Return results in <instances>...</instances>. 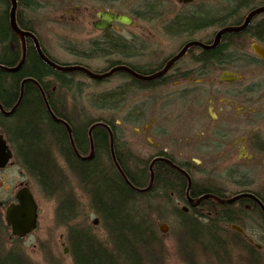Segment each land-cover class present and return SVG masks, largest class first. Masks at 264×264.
<instances>
[{
  "label": "flooded vegetation",
  "instance_id": "1",
  "mask_svg": "<svg viewBox=\"0 0 264 264\" xmlns=\"http://www.w3.org/2000/svg\"><path fill=\"white\" fill-rule=\"evenodd\" d=\"M16 3L18 28L33 34L50 58L43 37L69 39L66 47L61 46L66 53L55 54L61 65L89 67L103 62L105 72L123 66L148 77L162 72L190 43L202 44L207 49L188 48L164 75L154 80L132 78L144 82L147 90L174 86V92L163 94L156 110L163 113L159 124L152 119L142 128L107 120L95 125L97 121L86 113L82 99L69 100L68 96L55 94L52 70L40 81L32 77L10 81V91L17 87L15 100L7 104L0 92V136L11 155L0 168V264L13 258L27 264L29 259L21 245L41 226L34 184L39 182L43 187L45 182L27 166L17 137V110L27 84L41 100L48 122L56 124L65 135L66 146L55 139L50 126H41L43 133L54 138L48 152L51 162L60 165L57 155L60 151L68 171L59 175L65 187L63 201L71 204L63 209H79L85 202V196L78 197L66 185L75 177L78 190L88 192L94 199L93 208L98 210L94 184L83 180L85 173H74L71 168L91 163L109 165L111 173L118 175L129 190L144 197L166 192V197L174 200L180 217L174 230V252L167 255L164 249L163 255L173 259V264H264V59L253 48L259 45L264 49V11L252 15L264 9V0H16ZM12 10L13 0H0V18L8 28L7 36L20 40L12 28ZM123 17L130 23L117 20ZM54 25L60 31L53 29ZM227 29L235 31L224 32ZM219 36L217 46L211 49ZM153 38L186 40L177 52L161 61L156 55L162 50L150 41ZM111 40L117 44L111 45ZM25 42L35 49L34 39L26 37ZM216 49L222 51L207 55L206 61L199 59L202 53ZM148 55L155 56L147 61ZM61 56L66 60H61ZM188 57L193 59L189 67L180 66ZM250 67L254 69L251 71ZM65 81L68 86L80 84L73 77H66ZM5 87L4 80L0 81L1 91L6 92ZM95 106L99 109L100 103ZM174 114L175 124L170 125ZM134 131L136 135H144L150 148L142 158L130 154L127 147ZM136 160L148 165L149 171L148 181L140 186L119 168ZM168 175L174 182L162 184ZM27 191L37 205V227L21 237L14 234L7 217L11 206H18L19 196ZM43 191L48 194V190ZM209 195L212 197L202 199ZM81 228H71L66 239L64 235L61 237L62 245L69 244L64 252L70 249L72 257V245L77 240L72 234Z\"/></svg>",
  "mask_w": 264,
  "mask_h": 264
},
{
  "label": "rangeland",
  "instance_id": "2",
  "mask_svg": "<svg viewBox=\"0 0 264 264\" xmlns=\"http://www.w3.org/2000/svg\"><path fill=\"white\" fill-rule=\"evenodd\" d=\"M53 29L60 31V29L57 28L56 25L53 26ZM43 38L47 41L48 49L57 56H60L59 54L61 53L63 54L66 53L63 49H61V46L62 47L67 46V41L69 40L67 37L65 36L55 37V35H50L48 37L44 36ZM72 38L74 40H78L77 37H72ZM185 40H186L185 38L150 39V41H152L153 44L158 45L159 49L162 50L160 55H156L159 57L158 60L161 61L167 56L171 55L172 53L177 52L178 48L185 42ZM156 49L158 48L156 47ZM153 56L155 55H148L145 58L147 59V61H149L152 60L151 58ZM60 59L63 61L66 60V58L65 59L63 58V56H61ZM192 60L193 59H190V57H188L182 62L180 66H183L184 68L185 67L188 68L189 62H191ZM103 65H104L103 62L93 63V65H91L89 69L97 73L100 72L103 73L105 72V67ZM253 69L254 67H250L251 71ZM144 72H146L145 69ZM64 75L68 77V74L65 73ZM66 77L64 76L61 77V82L59 81L58 78L55 79L54 77H52L51 80L52 85L53 88H55V94L57 96L65 95L69 97V100L75 98L82 99L83 103H85L86 113H89L91 114V116H93L91 118L101 119L103 121L105 120L112 121L115 122L116 124L121 122V126L142 128L144 127V125L148 123V121L152 119L156 121V124H159V121L162 119L161 114L163 113L157 111H158V107H160L159 104L162 103L163 94L174 92V86L170 84L165 88H161V87L157 88L155 86L153 88H149L148 90L146 87L138 84L132 85V77H130L128 74L125 73H118L115 74L114 76H111L110 78L101 81H95L81 73L76 72L74 74L72 73V75L70 74L69 77H73L76 81H79L80 84L79 85L75 84L72 86H68L69 82L65 81ZM141 84L146 85L144 82H141ZM105 92H110L107 94L109 95L112 94L114 98L113 100L106 101L104 103L102 102V106L104 104L106 107H109L114 100L117 99L118 101L119 100L118 98L120 97L121 100L117 102V109L102 108V111L96 109L95 104L100 101L99 99L100 98L105 99L103 97L104 95L103 93ZM88 93H91V95L94 94V96L96 97L99 94H102V97L94 100V98L91 96L85 97V94ZM175 111L177 112V109ZM175 114L170 118L171 120L170 125L175 124L174 121ZM127 119H129L130 121H126ZM144 138L145 137L144 135H142V133L136 135L135 131L133 132L132 135H130L129 138L130 144L127 145V147L131 150L130 154L134 153L139 158H142L144 155V151L146 152L149 151L150 148L147 147L149 145ZM149 140L151 141V139ZM57 155L59 156V163H60L59 167H57L59 169V173L62 174V171H65V173H67L68 171L65 164L62 161L61 152L58 151ZM10 174L11 172L8 173V175ZM71 175L72 173H70V176ZM11 177L12 175L9 177V179H11ZM72 177L73 175L71 176V178ZM90 179H93V177H91L89 174L83 175V180L87 181V183ZM54 180L55 183L49 182L46 184L51 191L56 189V191L58 192L57 194L51 195L52 198H50L48 194L43 191L45 189L46 190L49 189H47L44 186L42 187L39 182L37 184L36 183L34 184V188L41 208L40 210L41 226H40V230L35 235L30 237V239H28V241L25 242V244L22 243L21 245V250H23V253L26 254L29 259L28 260L29 262H27V264H74V259L71 255L70 249L67 250V253L64 252V249L66 247L69 248V244L66 243L65 246L62 245L63 239H61V237L62 235H64V239H66L68 230L70 232V229L75 227H79V228L82 227L84 229H88L89 233L96 240L97 245L99 242H101L102 244L107 246L106 248H112L104 224L100 216H98L97 214L98 210L93 208L92 200L94 199H91L89 193L88 192L84 193L80 189L78 190V186H79L78 182L76 181L75 177H73L72 180H69L70 183L66 185L69 189L77 192L78 197L79 196L81 197V195L85 196V198H83L85 199V202L79 209L59 210L56 207L59 204L58 200L61 201L63 199L62 195L65 187L63 185V182L59 181L61 180L59 175L58 178L56 177ZM153 196L154 195L151 196L152 199ZM149 198L150 197H148V199ZM152 199H149L148 202L146 203V208H147L146 210L147 213L150 214L151 221L153 224L152 227L155 231V234L159 242L165 245L163 246L162 249L163 250L165 249V253L167 252L170 253V255L171 254L173 255L174 230L176 228V222H177L176 216L178 214L179 209H172L171 206L172 205L174 206L175 203L174 200L169 197H167L166 199L156 200L155 202H153ZM184 205H185L184 203L181 204L182 207H184ZM148 207H150V209H148ZM96 220L97 223H95ZM163 225H167L168 227L166 233H162L161 231V227ZM66 226L69 227L68 230ZM0 247H1V243H0ZM152 250L158 251L159 245H155ZM155 260L156 262H152V263L147 262L146 264H159L157 262L159 260L157 257ZM170 260L167 261L165 260V261L168 264H173V259ZM166 263L162 262L161 264H166ZM77 264H81V263H79L78 261Z\"/></svg>",
  "mask_w": 264,
  "mask_h": 264
},
{
  "label": "trees",
  "instance_id": "3",
  "mask_svg": "<svg viewBox=\"0 0 264 264\" xmlns=\"http://www.w3.org/2000/svg\"><path fill=\"white\" fill-rule=\"evenodd\" d=\"M0 23V38H6L8 28L1 18ZM189 24L193 26V23H187L188 26ZM262 27L264 29V23ZM116 44L115 41L111 40V45ZM221 51V49H216L211 52H204L199 59L206 61L207 55H216ZM2 54V65L7 67L15 66L17 53L10 56L7 55L8 51L4 49ZM48 72H52L50 68L45 66L33 51H29L23 67L17 73L10 75V77L13 80L32 77L40 81L41 77L45 76ZM7 76L6 72H0L1 83ZM137 84L146 86L132 79V85ZM16 88H13L10 92H3L0 89L1 94L6 98L7 104L15 100L17 96ZM31 91L32 87L30 84H27L25 97L17 110V118L19 120L17 137L21 146V153L28 162L27 166L33 170L40 180L45 182L43 183L45 186L47 183L55 181L54 179L58 178L60 174L57 171L58 169H56L57 166L51 162L49 153L45 150L41 126H50L52 132L55 134V139L60 144H64V146H66L65 135L56 124L48 122V116L44 111L41 100L36 93ZM118 99V101L121 100L120 97ZM80 166L77 171H81V173L92 175L94 172L92 175L93 179H90V181H93L94 188H96L95 202L99 208L97 214L104 224L112 248H106L107 246L101 242L97 245L96 241H90L88 236L77 231L72 234L74 238H77L72 245L74 264H77L78 261L81 264H146L147 262H155L154 253L157 252L162 256L164 253L162 248L165 245L157 239L152 227L150 214L146 210V203L149 199H152V195L148 199V197H144L141 193L129 190L119 179L112 180L109 177V173L111 172L96 163ZM124 169L128 171L127 166H124ZM154 173L156 177V169ZM132 176L130 177L137 186H140L146 180V177L148 178L145 169H138L137 173ZM172 182H174V179L171 175H168L161 183L171 185ZM185 220L188 222L192 221L188 218H185ZM155 245H159L158 251L152 250ZM167 255H170V253H167ZM7 264L23 263L13 258L7 261Z\"/></svg>",
  "mask_w": 264,
  "mask_h": 264
},
{
  "label": "water",
  "instance_id": "4",
  "mask_svg": "<svg viewBox=\"0 0 264 264\" xmlns=\"http://www.w3.org/2000/svg\"><path fill=\"white\" fill-rule=\"evenodd\" d=\"M16 9H17V3H16V0H13L11 24H12V28L14 29V31L21 38L23 44L25 42L26 37H30V38L34 39L36 47L39 50V53L42 57V60L45 63L49 64L51 67H53L54 69H56L59 72H64V73L81 72V73L86 74L88 77H90L91 79H94V80H104L106 78L113 76L114 74H116L118 72H125V73L135 77L136 79L143 80V81L154 80V79L159 78L160 76L164 75L171 68V66L185 54V52L188 50V48H190L192 46H199V47L207 49V47L203 46L202 44L190 43L183 49L182 52H180L175 58H173L168 63V65L166 66V68L162 72H159L155 75L148 76V77L147 76H141V75L137 74L135 71H133L132 69H130L128 67H123V66L116 67V68H114V69H112L106 73L95 74V73H92L91 71L83 68L82 66L81 67L80 66H61V65H56V64L50 62L42 54L39 42L37 41L35 36L31 33L23 32L18 28L16 21H15ZM262 11H264V9L255 11L254 13H252V15L258 14ZM117 20L122 22V23H125V24L130 23V20L125 18V17L117 18ZM230 30L235 31L234 29H227L224 32L230 31ZM224 32H222V33H224ZM219 39H220V36L217 37L215 45H213V47H211V49L217 46ZM253 48H254L255 53L264 59V49H262L259 45H254ZM24 61H25V52H24V56H23V59H22L20 65L16 69L11 70V71H13V72L18 71L22 67V65L24 64ZM0 69L5 70V71L8 70L7 67H3V66H0ZM7 149L8 148H7L6 142L0 136V168L5 166V164L8 162V160L11 157L9 151L6 152ZM210 197H212V196L211 195L204 196V197H202V199H206V198H210ZM237 198H235L231 201H228L227 203H232ZM189 200L192 201L191 199H189ZM7 220H8V223L13 227L14 234L21 236V237L32 232L36 228V225H37V205H36L33 197L31 196V194L28 191L25 193H22L19 196V205L18 206H14V207L11 206V209H9V211H8ZM95 223H97V220L95 221ZM166 230H167V225H163L161 227V231L165 233Z\"/></svg>",
  "mask_w": 264,
  "mask_h": 264
},
{
  "label": "bare ground",
  "instance_id": "5",
  "mask_svg": "<svg viewBox=\"0 0 264 264\" xmlns=\"http://www.w3.org/2000/svg\"><path fill=\"white\" fill-rule=\"evenodd\" d=\"M17 34V33H16ZM17 36H18V34H17ZM19 37V36H18ZM19 39L20 40H17L15 37H13V36H11V35H8L6 38L4 37H2V38H0V56H2L3 54V50L4 49H6L7 51H8V54L7 55H10V56H13L15 53H17L18 54V56H17V60L15 61V66H10V67H7V69L8 70H6V73L8 74V76L7 77H5L4 78V85L6 86L5 87V90H6V92H10V81L12 80L13 81V78L12 77H10V75H13V74H15V73H17L22 67H23V65L25 64V62H26V60H27V56H28V52L29 51H33L34 53H35V55L38 57V59L40 58L41 60H42V57H41V55H40V53H39V50L37 49V47L35 46V49H34V47H31V46H28L27 47V45H26V42H24V44H23V42H22V40H21V38L19 37ZM40 49H41V52H42V54L50 61V62H52V63H54V64H56V65H61V64H58V62L56 61L57 59L55 58V54L53 53V52H51L49 49H48V54L52 57V58H50L47 54H45V52L43 51V49L41 48V46H40ZM24 52H25V61H24V64L22 65V67L18 70V71H15V72H13V71H11V70H14V69H16L19 65H20V63H21V61H22V59H23V56H24ZM90 57V56H89ZM54 58V59H53ZM85 58H87V59H89L88 57H85ZM43 61V60H42ZM44 62V61H43ZM87 62V61H86ZM45 63V62H44ZM47 66H48V68H50V70H52L53 71V75H52V77H54L55 79H57V78H60L61 76H59V74L60 75H62V77L64 76V77H66L64 74V72H59V71H57L56 69H54L53 67H51L49 64H47V63H45ZM91 65H93V64H91ZM90 65V66H91ZM0 66H3V67H6L5 65H2V64H0ZM61 66H67V65H61ZM68 66H70V65H68ZM79 66V65H78ZM90 66L89 67H87V66H82L83 68H85V69H87V70H89V71H91L92 73H95V74H101L102 72H100V73H97V72H94V71H92V70H90L89 68H90ZM81 67V66H80ZM2 70V69H1ZM2 71H5V70H2ZM133 71H135L137 74H139V75H141V76H145V75H143L142 73H140V72H138V71H136V70H133ZM63 73V74H62ZM103 73H105V72H103ZM66 74H68V77H69V75H70V73H66ZM83 75H85V76H87L86 74H84L83 73ZM129 75V74H128ZM130 77H132V78H135V77H133V76H131V75H129ZM88 77V76H87ZM88 78H90V77H88ZM91 79V78H90ZM92 80H94V79H92ZM95 81H101V80H95ZM76 85H77V83H76ZM86 91V90H85ZM86 93V92H85ZM93 93V92H92ZM107 93H110V92H105V93H103L104 95H103V97L105 98V99H103V98H100V97H102V94H99L97 97L96 96H94V94L93 95H91V93H88V94H85V97H88V96H91V97H93L94 98V100L95 99H99L98 101L100 102V108L99 109H97V110H100V111H102V108H115V109H117V99L116 100H114L113 102H112V104L109 106V107H106L104 104H103V106H102V102L104 103V102H106V101H110V100H113V96H112V94L111 95H109V94H107ZM109 95V96H108ZM96 105V104H95ZM70 107H72V105H71V103H70ZM127 115H128V113H127ZM95 119V118H94ZM96 121H97V123L95 124V125H97V124H100V123H102V122H98V121H103V120H101V119H95ZM90 124H92V123H90ZM43 134V139H44V141H45V150L47 151V152H49V149H50V147L51 146H53L54 144H53V139L54 138H52V135H50V134H47V133H42ZM50 138H51V140H50ZM6 152H8V149H7V151ZM103 157V156H102ZM99 166H103L106 170H109L110 172H111V167L109 166V165H104V164H101V165H99ZM124 166H127V168H128V171L132 174V175H135L136 173H137V171H138V169H145L146 170V174H147V176L149 177V171H148V165H145V164H142V162H140L139 160H136V162H133V163H128V164H126V165H121L119 168H120V172L123 174V175H125V174H128V175H130L131 177H133L126 169H124ZM57 167H59V166H57ZM58 169V168H57ZM71 171L72 172H74V173H81V171H77V169H75V168H71ZM58 172H59V169H58ZM94 173V172H93ZM93 173H92V175H93ZM60 174V173H59ZM126 176V175H125ZM109 177L112 179V180H120V178L118 177V175L116 176L115 175V173H109ZM147 178V177H146ZM90 181V180H89ZM121 181V180H120ZM145 181H148V180H144V182ZM92 184H93V181H90ZM115 182V181H114ZM134 183V182H133ZM45 187H47V185H45ZM160 190L162 189V187L160 186V188H159ZM167 190V189H166ZM58 192H56V190H55V192H54V190H48V196L50 197V198H52V196L51 195H53V194H57ZM161 193H163V192H157V194H156V196H154L153 197V202H155L156 200H160V199H166V195H165V193L164 194H161ZM58 206L57 207H59L60 209H63V208H65V207H68V205H71L70 203H68L67 201H63V199L61 200V201H59L58 200ZM161 207V206H160ZM164 207V206H163ZM172 207V209H176L173 205L171 206ZM147 209V208H146ZM148 209H150V207H148ZM161 209V208H160ZM179 211H178V214H177V216H176V221L178 222L179 221ZM181 220H183V221H186L185 220V218H182ZM176 222V223H177ZM79 233H81V234H84V235H86V236H88V239L90 240V241H96L95 239H94V237L89 233V230L88 229H84V228H81V230H80V232ZM97 242H98V240H97ZM65 253H67V252H65ZM155 258L157 257L159 260L157 261L159 264H161L162 262H164V263H166V261L167 260H169L167 257H163V256H161L159 253H157V252H155L154 253V255H153ZM163 259H165V260H163ZM156 262V261H155Z\"/></svg>",
  "mask_w": 264,
  "mask_h": 264
}]
</instances>
